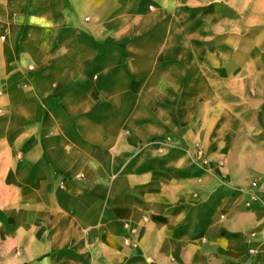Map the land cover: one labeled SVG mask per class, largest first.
<instances>
[{
    "label": "crops",
    "instance_id": "1",
    "mask_svg": "<svg viewBox=\"0 0 264 264\" xmlns=\"http://www.w3.org/2000/svg\"><path fill=\"white\" fill-rule=\"evenodd\" d=\"M0 81V264H264V0H0Z\"/></svg>",
    "mask_w": 264,
    "mask_h": 264
},
{
    "label": "built area",
    "instance_id": "2",
    "mask_svg": "<svg viewBox=\"0 0 264 264\" xmlns=\"http://www.w3.org/2000/svg\"><path fill=\"white\" fill-rule=\"evenodd\" d=\"M0 83H1V81H0ZM256 184V183H255ZM63 186V185H62Z\"/></svg>",
    "mask_w": 264,
    "mask_h": 264
},
{
    "label": "rangeland",
    "instance_id": "3",
    "mask_svg": "<svg viewBox=\"0 0 264 264\" xmlns=\"http://www.w3.org/2000/svg\"><path fill=\"white\" fill-rule=\"evenodd\" d=\"M254 184H255V182H254Z\"/></svg>",
    "mask_w": 264,
    "mask_h": 264
}]
</instances>
